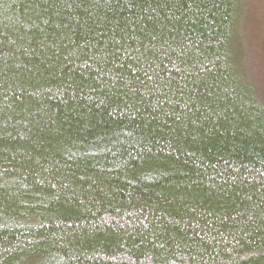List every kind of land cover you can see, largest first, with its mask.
Instances as JSON below:
<instances>
[{"label":"trees","instance_id":"obj_1","mask_svg":"<svg viewBox=\"0 0 264 264\" xmlns=\"http://www.w3.org/2000/svg\"><path fill=\"white\" fill-rule=\"evenodd\" d=\"M0 264H264V0H0Z\"/></svg>","mask_w":264,"mask_h":264}]
</instances>
